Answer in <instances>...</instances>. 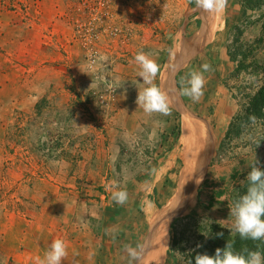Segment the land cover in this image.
Masks as SVG:
<instances>
[{
  "label": "rangeland",
  "instance_id": "374dc122",
  "mask_svg": "<svg viewBox=\"0 0 264 264\" xmlns=\"http://www.w3.org/2000/svg\"><path fill=\"white\" fill-rule=\"evenodd\" d=\"M244 1L227 0L218 28L175 74L191 112L184 131L170 104L168 115L136 104L146 85L134 57L159 64L153 83L163 91L176 49L201 27L194 0H0V259L8 250L32 264L38 245L48 251L60 238L61 264H82L84 246L94 264H130L129 245L142 264L170 212L159 264H187L209 225L231 228L229 204L246 194L255 160L264 169V119H243L264 81V0ZM192 71L205 78L198 102L180 94ZM75 233L94 245H76Z\"/></svg>",
  "mask_w": 264,
  "mask_h": 264
},
{
  "label": "clouds",
  "instance_id": "9594fccd",
  "mask_svg": "<svg viewBox=\"0 0 264 264\" xmlns=\"http://www.w3.org/2000/svg\"><path fill=\"white\" fill-rule=\"evenodd\" d=\"M194 2L197 9L203 13L220 14L227 6V0H194ZM170 54L174 55L171 51ZM100 59L107 61L106 56H101ZM134 61L140 69L138 76L143 78V85H146L142 89L138 87L136 104L146 114L168 115L170 113L168 96L153 83L160 71L159 64L143 51L135 55ZM202 67L204 71H208L211 66L206 63ZM189 76L187 86L180 89V94L189 97L193 102H198L203 95L205 78L203 73L198 71H192ZM257 164L258 161L255 160L246 177L249 182L246 194L234 204H229L230 217L235 218L230 231L234 230L244 239L264 240V170H261ZM115 187V184L109 186L110 189ZM127 198L128 194L125 190L112 191L113 201L120 205L126 203ZM217 236L222 237L223 233H218ZM67 248L65 240L57 238L43 258H35V264H61L68 254ZM126 252L130 257V264L140 260L142 255L138 248L130 245L126 246ZM195 264H264V256L259 251H248L247 255L234 253L228 242L225 248H217L214 256L206 253L197 254Z\"/></svg>",
  "mask_w": 264,
  "mask_h": 264
},
{
  "label": "bare ground",
  "instance_id": "6f19581e",
  "mask_svg": "<svg viewBox=\"0 0 264 264\" xmlns=\"http://www.w3.org/2000/svg\"><path fill=\"white\" fill-rule=\"evenodd\" d=\"M202 24L195 36L189 42L183 44V48L176 49L173 61L169 62L168 69L165 70V75L162 82L163 92L168 96L169 104L179 111L182 115L184 131L187 130L192 122L191 112L183 103V100L177 94L175 74L179 67L187 60V58L195 51L201 44L214 33L218 28L220 22V14L203 13L200 11ZM190 38V37H189ZM175 52V51H174ZM170 61V60H169ZM171 213L168 212L164 221H161L150 236L149 243L143 255L142 264H159L164 255L166 246L167 230L171 222Z\"/></svg>",
  "mask_w": 264,
  "mask_h": 264
},
{
  "label": "trees",
  "instance_id": "16d2710c",
  "mask_svg": "<svg viewBox=\"0 0 264 264\" xmlns=\"http://www.w3.org/2000/svg\"><path fill=\"white\" fill-rule=\"evenodd\" d=\"M257 4V3H255ZM244 6L247 8H255L261 7L260 5H254L252 0L244 1ZM240 34L243 35V31L238 30ZM264 31V25H263ZM238 54V53H237ZM233 53L231 50L229 51V56L231 61L238 62V68L241 70L243 66V61H240L238 55ZM263 78H264V67H263ZM177 84L180 87L181 81L177 76L176 78ZM179 112V111H178ZM244 120H249L252 122L253 120H261L264 119V81L263 85L257 91L255 95L251 97L249 105L246 107ZM233 123L229 126V130L227 131V135H231L233 130ZM264 170V169H263ZM212 203L210 202L209 205ZM178 219H175L171 223V230L175 228L176 222ZM211 234L209 235V239L205 241V237H201V243H199L200 247H195V249L187 255V264H195V256L197 254H208L210 256L215 255V251L217 248H225L227 243L231 244L232 251L234 253L247 255L248 251H259L264 255V240H252V239H244L241 238L240 235L235 231H230V229L222 227L217 224L209 225V230ZM223 233L222 237L217 236L218 233Z\"/></svg>",
  "mask_w": 264,
  "mask_h": 264
},
{
  "label": "crops",
  "instance_id": "0c3cea01",
  "mask_svg": "<svg viewBox=\"0 0 264 264\" xmlns=\"http://www.w3.org/2000/svg\"><path fill=\"white\" fill-rule=\"evenodd\" d=\"M214 198H216V197H212V199H211L212 201H210V202H215ZM88 232H89L88 229H85L84 231L83 230L80 231V234L83 236V233H88ZM76 240H77L76 245H94L93 244V239H92V234H91V238H90L91 242H87L88 244L86 243V240L83 239V237H81V239H79L78 235H77ZM7 248H8V245H7ZM37 251H38V253H37L38 257H41V258H43V256L47 252L45 248H41V245H38V250ZM80 252H81V255L84 256V258L81 257L82 260H83L82 264L83 263L84 264H86V263L94 264L92 249H88L87 246H84L81 249ZM22 253L25 254L24 251ZM87 253H88V256H86ZM5 256H6L5 258H1L0 259V264H31V261L29 259L13 258V260H11L10 257H9L10 256V252L8 250H6ZM78 256H79V254L75 255L76 258H78ZM66 261H69V259L67 257H66V260L62 261V262L64 263ZM32 264H35V261L32 260Z\"/></svg>",
  "mask_w": 264,
  "mask_h": 264
},
{
  "label": "built area",
  "instance_id": "2783aa9c",
  "mask_svg": "<svg viewBox=\"0 0 264 264\" xmlns=\"http://www.w3.org/2000/svg\"><path fill=\"white\" fill-rule=\"evenodd\" d=\"M99 1H100V3H105V2H107L109 0H99Z\"/></svg>",
  "mask_w": 264,
  "mask_h": 264
}]
</instances>
